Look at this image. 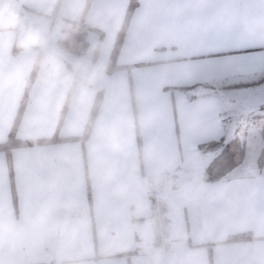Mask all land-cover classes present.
<instances>
[{"label":"crops","instance_id":"0c3cea01","mask_svg":"<svg viewBox=\"0 0 264 264\" xmlns=\"http://www.w3.org/2000/svg\"><path fill=\"white\" fill-rule=\"evenodd\" d=\"M11 1L95 30L73 75L0 23V144L13 130L58 136L0 150V264H264V167L207 182L219 150L200 147L264 113V79L251 84L264 77V0H137L120 43L131 0ZM8 3L0 21L13 19ZM251 90L253 107L237 109ZM151 182L170 205L167 249L153 237Z\"/></svg>","mask_w":264,"mask_h":264},{"label":"rangeland","instance_id":"374dc122","mask_svg":"<svg viewBox=\"0 0 264 264\" xmlns=\"http://www.w3.org/2000/svg\"><path fill=\"white\" fill-rule=\"evenodd\" d=\"M7 1L9 2V6L6 12L11 14L13 19H8L7 21H3L2 19L0 23H10L18 27L20 33L19 38L22 43L41 47L44 51L43 65L65 73H72L73 75L79 74L78 68L79 71L80 69L83 71L86 70L88 66L87 57H81L79 59L58 46V40L63 35L62 31L68 24L63 27L62 24L54 19L29 14L27 11L15 6L11 0ZM255 92L257 91L251 90L247 93H237L234 96L235 99H232V102L239 110H249L253 107ZM262 115L264 113H259L258 116L251 113L240 115L239 121L236 124L239 128L238 134L246 146L245 159L240 164L242 168H246H243L242 171L244 172L258 167V156L264 144V139L261 134L262 119L260 116Z\"/></svg>","mask_w":264,"mask_h":264},{"label":"trees","instance_id":"16d2710c","mask_svg":"<svg viewBox=\"0 0 264 264\" xmlns=\"http://www.w3.org/2000/svg\"><path fill=\"white\" fill-rule=\"evenodd\" d=\"M91 0L88 1L87 8L89 6ZM137 5V0H131V4L128 9L127 17H126V22L121 30V34L119 36V43L120 40L122 39L126 27L128 24V20L130 19V16ZM56 15V12L55 14ZM68 26L62 31L63 35L62 37L58 40V46L64 50L67 51L77 57H83L89 53V41H88V34L90 31L95 30L92 26L88 25L85 22V19L81 20H68L67 21ZM102 38V33L100 34ZM98 49H99V44L94 48V50L91 52V61L96 60L97 55H98ZM19 50V47L16 46L15 51ZM117 50V49H116ZM115 50V52H116ZM116 54V53H115ZM114 59V58H113ZM113 67V64L111 65ZM40 67V58L37 60L35 63L33 70L31 72V76L28 80L27 83V88L26 92L21 104V108L17 117V122L19 118L21 117L23 108L25 103L27 102L28 98V90L34 80V77L36 75V72L38 71ZM109 68V69H112ZM263 78L251 82L257 83L263 80ZM250 84V83H249ZM240 85H247V84H240ZM261 117V134L264 139V115L260 116ZM16 127V125H15ZM58 139V136H54L52 138H46V139H41L37 141L38 143H48V142H53ZM34 141H21L18 140L14 134V130L11 133L9 139L3 143L0 144V150H7L9 151L12 147L14 146H20V145H28V144H33L37 143ZM202 149L205 150H219L218 154L215 156V158L211 161V163L206 167L205 170V176L204 180L207 182H215L219 181L225 178H228L231 171H233L235 168L239 167L240 164L244 161L245 155H246V146L245 143L243 142L242 138L240 137L239 134L235 135L233 138H231L228 141H211L207 142L204 144H201L200 146ZM258 166L259 169H262L264 167V144L261 148L260 154L258 156ZM249 238L245 234H240V235H235L230 238V240H242V239H247Z\"/></svg>","mask_w":264,"mask_h":264},{"label":"built area","instance_id":"2783aa9c","mask_svg":"<svg viewBox=\"0 0 264 264\" xmlns=\"http://www.w3.org/2000/svg\"><path fill=\"white\" fill-rule=\"evenodd\" d=\"M148 190L154 241L161 248L167 249L170 247V238L173 233L170 205L156 183L151 182Z\"/></svg>","mask_w":264,"mask_h":264}]
</instances>
